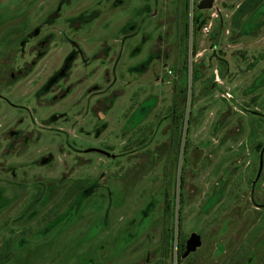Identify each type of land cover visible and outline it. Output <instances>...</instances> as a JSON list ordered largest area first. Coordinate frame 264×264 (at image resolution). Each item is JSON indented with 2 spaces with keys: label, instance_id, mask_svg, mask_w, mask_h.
Listing matches in <instances>:
<instances>
[{
  "label": "rangeland",
  "instance_id": "374dc122",
  "mask_svg": "<svg viewBox=\"0 0 264 264\" xmlns=\"http://www.w3.org/2000/svg\"><path fill=\"white\" fill-rule=\"evenodd\" d=\"M198 1L0 0V264H264V0Z\"/></svg>",
  "mask_w": 264,
  "mask_h": 264
},
{
  "label": "water",
  "instance_id": "95a60500",
  "mask_svg": "<svg viewBox=\"0 0 264 264\" xmlns=\"http://www.w3.org/2000/svg\"><path fill=\"white\" fill-rule=\"evenodd\" d=\"M215 0H199L195 7L198 10H207L213 7ZM201 246V236L196 232H190L188 237L185 239L184 242V251L181 254L180 258L184 259L190 253L195 252Z\"/></svg>",
  "mask_w": 264,
  "mask_h": 264
},
{
  "label": "trees",
  "instance_id": "16d2710c",
  "mask_svg": "<svg viewBox=\"0 0 264 264\" xmlns=\"http://www.w3.org/2000/svg\"><path fill=\"white\" fill-rule=\"evenodd\" d=\"M258 3H259V0H244V1H242L239 5H238V9L239 10H237V16H238V14L239 13H241V12H248V11H251L253 8H255L257 5H258ZM236 22V24H237V19L235 20ZM235 24V25H236ZM186 71H184V73H183V76H184V79H186ZM186 81V80H185ZM78 185V184H77ZM78 187H80L79 185H78ZM183 251H184V247H183V243L180 245V254H182L183 253Z\"/></svg>",
  "mask_w": 264,
  "mask_h": 264
},
{
  "label": "built area",
  "instance_id": "2783aa9c",
  "mask_svg": "<svg viewBox=\"0 0 264 264\" xmlns=\"http://www.w3.org/2000/svg\"><path fill=\"white\" fill-rule=\"evenodd\" d=\"M205 29H207V28H205ZM168 73H170V71Z\"/></svg>",
  "mask_w": 264,
  "mask_h": 264
}]
</instances>
